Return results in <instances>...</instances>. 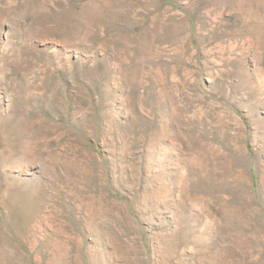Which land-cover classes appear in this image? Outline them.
Segmentation results:
<instances>
[{
	"label": "rangeland",
	"instance_id": "1",
	"mask_svg": "<svg viewBox=\"0 0 264 264\" xmlns=\"http://www.w3.org/2000/svg\"><path fill=\"white\" fill-rule=\"evenodd\" d=\"M0 264H264V0H0Z\"/></svg>",
	"mask_w": 264,
	"mask_h": 264
},
{
	"label": "bare ground",
	"instance_id": "2",
	"mask_svg": "<svg viewBox=\"0 0 264 264\" xmlns=\"http://www.w3.org/2000/svg\"><path fill=\"white\" fill-rule=\"evenodd\" d=\"M61 243H62V242H61ZM67 244H68V243H67ZM65 246H66V245H65ZM67 246H68V245H67ZM67 246H66V247H67ZM60 247H61V246H60ZM63 253H64V252H62V254H63Z\"/></svg>",
	"mask_w": 264,
	"mask_h": 264
}]
</instances>
